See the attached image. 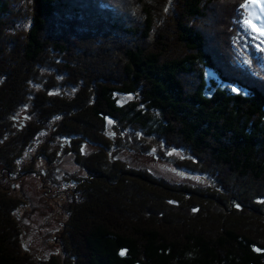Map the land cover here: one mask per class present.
I'll list each match as a JSON object with an SVG mask.
<instances>
[{"label": "trees", "instance_id": "16d2710c", "mask_svg": "<svg viewBox=\"0 0 264 264\" xmlns=\"http://www.w3.org/2000/svg\"><path fill=\"white\" fill-rule=\"evenodd\" d=\"M249 1L0 0V140L16 132L12 157L58 116H72L55 131L63 137L92 120L98 147L104 124L125 121L189 156L176 165L203 181L188 189L139 175L102 147L96 160L78 157L86 176L76 182L90 192L68 204L77 215L47 264H264V36L244 26ZM122 95L131 101L119 104ZM118 181L163 207L122 202ZM3 195L9 218L19 204ZM183 203L192 212L181 220L214 226L166 230L165 213ZM19 236L15 218L0 219V264H37Z\"/></svg>", "mask_w": 264, "mask_h": 264}, {"label": "rangeland", "instance_id": "374dc122", "mask_svg": "<svg viewBox=\"0 0 264 264\" xmlns=\"http://www.w3.org/2000/svg\"><path fill=\"white\" fill-rule=\"evenodd\" d=\"M247 7L252 23L256 24L257 28L260 29L259 33H264V0H251L248 2ZM118 98L119 104H125L131 101L132 96L122 95ZM63 117L58 116L53 119L46 129L40 131L35 142L27 139L23 145L21 144L17 148L18 152L15 155L13 154V157L10 152H13L14 147L10 146V141L16 136V132L9 131L0 140V156L2 155L3 159L1 160L0 157V195H3L2 192L4 193L3 196L7 202V207L12 206L8 199L15 200V204H19V206L15 205L13 207V211L15 212H10V216L15 218V222L19 224V243L31 257L36 259L37 264H47L53 256L57 254L59 256L62 255L63 250L60 243L62 235L60 236V234L63 231L65 233L66 224L70 222L72 217L73 220L77 215L75 213L72 214L68 204L73 205L75 202H80L82 197L86 194L88 195V192H90L89 182H87L86 186H81V184L76 182L77 180H83L86 176L82 164L77 162L78 157L81 158L83 163H85L84 161L88 157L91 158V161L96 160L94 156L97 153L95 152L102 147V151L106 154V157L113 158L119 163L122 162L121 164L126 166L128 170L134 171L139 175L142 172L151 173L157 181L164 180L171 185H182L188 189H195L199 187L200 183L203 184V181L197 174L180 169L176 165V160L184 157L186 161L189 159V156L179 150L172 149L169 144L157 139L154 134L151 135L154 138H151L145 130H139L141 128L139 125L135 129L125 121H115L110 126L111 121H108V125L106 124L105 126L104 124L102 128L104 131L103 133L101 132L103 135L102 140L98 141L102 143V146L98 147L97 144H93L96 142L89 139L96 140L97 135L95 132H98L94 131L97 125L92 120L90 123L88 122L90 131H82L84 129L80 131V129L75 128L73 130L75 131L73 137L70 136L72 134L64 135L65 137H63L56 133L55 131L58 130V127L61 131L63 130V125L61 124L66 119L72 118V116ZM82 119L86 120L85 118ZM82 119L74 122L76 124L81 123ZM101 124L102 122L99 121V128ZM11 126L16 128V131L21 135L27 130L26 125L24 127H16L15 124H11ZM54 133L56 135L53 136ZM104 137L106 140L103 139ZM71 141L73 142L71 143ZM7 144L9 155L4 159L1 148ZM96 165L97 167L99 166L97 170L101 169V167L104 168L101 162ZM106 174L108 176L112 174L110 169H108V173H105L104 176ZM127 178L130 179L132 177ZM132 181L135 183L137 181L141 182L137 178ZM97 185V188L101 187L100 184ZM119 186H121V183L118 181L114 184L112 191H114L115 195L117 194L118 198L122 196V202L124 203L129 197H138L143 205L148 203V206H151V208L155 207L152 204L160 206V208L163 207L161 203L158 202L156 204L153 202L152 197L146 196V192L141 191L140 187H138L141 191L139 193L131 185L125 190ZM84 190H87L86 194ZM198 197L200 198L201 196H196V198ZM119 202L121 203V201ZM199 203L205 205L208 211H213L209 208L210 205H207L204 201H199ZM119 206L123 207V205ZM179 208H182L179 214L174 213V209H168L169 211L165 213L166 215L169 212L166 215L168 217V219L166 218V224H168V228L165 227L166 230L183 233L189 226L192 227L195 224L209 226L212 223L210 221L213 218L210 219V216H204L201 217L202 219L194 222L190 221L191 224H188L187 220H181V218H184L187 215L186 213L192 211L185 203ZM104 214L110 218V221L114 222V226L115 223L125 225L122 222L121 214L113 212L111 214L104 212ZM10 216L9 218L1 216L0 219L9 220ZM199 216L198 214L193 219ZM203 219L206 221L202 222ZM210 226L213 227L214 225ZM64 235L68 239V234L65 233ZM76 237L78 236L76 235Z\"/></svg>", "mask_w": 264, "mask_h": 264}, {"label": "snow or ice", "instance_id": "6c2138e0", "mask_svg": "<svg viewBox=\"0 0 264 264\" xmlns=\"http://www.w3.org/2000/svg\"><path fill=\"white\" fill-rule=\"evenodd\" d=\"M244 26L246 28H250L252 32H260V29H258L256 24L252 23L251 20H245L244 21ZM261 34L264 35V33H261ZM258 251H259V249H258Z\"/></svg>", "mask_w": 264, "mask_h": 264}, {"label": "bare ground", "instance_id": "6f19581e", "mask_svg": "<svg viewBox=\"0 0 264 264\" xmlns=\"http://www.w3.org/2000/svg\"><path fill=\"white\" fill-rule=\"evenodd\" d=\"M248 8V7H247ZM111 181V180H110ZM120 183V182H119ZM109 184V183H108Z\"/></svg>", "mask_w": 264, "mask_h": 264}]
</instances>
